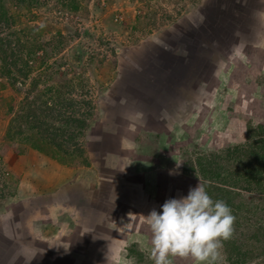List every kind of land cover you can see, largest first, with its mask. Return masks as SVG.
Here are the masks:
<instances>
[{
    "label": "rangeland",
    "instance_id": "1",
    "mask_svg": "<svg viewBox=\"0 0 264 264\" xmlns=\"http://www.w3.org/2000/svg\"><path fill=\"white\" fill-rule=\"evenodd\" d=\"M15 3L5 5L16 18L11 31H20L21 61L11 76L0 64V264H154L145 217L199 183L229 189L233 180L239 182L231 203L234 234L223 242L220 264H236L228 261L237 251L233 245L246 253L244 264H264L255 231L264 228V195L254 184L244 190L245 180L234 176L244 156L232 167L221 164L225 176L214 182L199 174L211 153L218 159L235 147L247 151L260 139L254 131L264 128V0ZM191 18L200 25H193V42L183 55L168 47L166 36L181 32ZM28 28L41 37L24 33ZM206 28L213 43L202 41L195 51ZM9 35L0 30V39L9 37L18 47ZM196 69L190 83L188 72ZM175 70L174 77L167 73ZM59 101L61 106L52 105ZM69 117L86 127L74 124L60 136ZM8 129L13 141L6 138ZM47 131L52 143L43 138ZM35 138L46 153L33 148L27 155L25 146ZM59 143L67 152L56 148ZM45 162L80 172L64 181L42 168ZM34 164L41 168L37 177ZM110 164L125 165L115 171ZM142 176L147 194L135 187L132 195L123 185ZM19 178H27L44 202L37 212L17 196ZM73 187L84 200L80 193L71 197ZM57 220L62 226L55 230ZM173 264L194 262L177 257Z\"/></svg>",
    "mask_w": 264,
    "mask_h": 264
},
{
    "label": "clouds",
    "instance_id": "2",
    "mask_svg": "<svg viewBox=\"0 0 264 264\" xmlns=\"http://www.w3.org/2000/svg\"><path fill=\"white\" fill-rule=\"evenodd\" d=\"M150 226L154 264L190 258L194 264H220L223 242L234 234L235 217L223 200H214L199 183L186 197L168 199L145 217Z\"/></svg>",
    "mask_w": 264,
    "mask_h": 264
},
{
    "label": "trees",
    "instance_id": "3",
    "mask_svg": "<svg viewBox=\"0 0 264 264\" xmlns=\"http://www.w3.org/2000/svg\"><path fill=\"white\" fill-rule=\"evenodd\" d=\"M15 1L16 0H13V5L17 4V3H15ZM6 2H7V0H0V30L2 28H7L10 31L9 36L11 38L12 37L15 38V40L18 41V47L14 45V43L11 39L7 40V39H9V37H7L5 39H0V64L2 65V68H1L2 72H3L2 74H6V75L11 76V74H12L11 68L18 66L19 62L21 61L18 58L19 55L17 53V50L19 48V42H20V40L18 39L20 31L19 30L17 31L16 29L11 31V25L15 24L16 18L14 16H12V14L8 13V9L5 5ZM26 2H27L26 7H32L33 5H35L37 3V0H26ZM14 6H16V5H14ZM1 26H3V27H1ZM24 33H26L28 35L30 34V36L34 39H38L41 37V35H39L37 30H35V29H29L28 28V32H24ZM19 54H20V52H19ZM13 57H15V58H13ZM22 65L27 66V63H22ZM61 103L62 102L59 101L55 105H54V103H52V105L53 106H57V105L61 106ZM83 103L85 104V102H83ZM50 106H51V104H50ZM74 124H78L77 128L79 127L81 130H83L86 127L84 120H79V119L69 117L68 124L66 123V126L58 129L59 135L60 136L64 135V133L66 132L64 129L70 130V128H71V130H72ZM80 132H82V131H80ZM263 132H264V128L261 125L258 126L256 131H254V136H256L260 139H258L256 141V147L254 146L247 151H243L240 147H235L232 150L231 149L227 150L225 157H220L218 159H216V154L211 153V157L213 160L208 161L206 167L199 165V174L201 175V179L204 178L207 181L214 182L216 179L224 177L225 175L219 170V169H221V168H219L221 166V164L222 165L229 164L230 167H232L233 165H231V164H234V163L239 164V162L241 163L240 158L242 156H244L243 163H241L242 169L235 168V169H237V171L234 172V176L240 177L241 179L243 178V180H245V182L248 186L245 187L246 189H244V190H250L251 189L250 185L254 184L256 191L259 194L264 195V134H263ZM12 133H13L12 129H8L6 131V138L9 139L10 141L14 140V136L12 135ZM48 133H49V131H47V136L44 135L45 137H43V138L48 140L50 143H52L54 140L50 139L51 134L50 133L48 134ZM155 134H153V135L156 136ZM74 135L68 136V137L72 138ZM54 136H56V132L54 133ZM66 139L68 140V138H66ZM23 142H26V141H23ZM43 142H44V140H43ZM63 142H65V141H63ZM31 144H32V148L40 151V153H46V149L44 148V146L41 145V140H39L38 138H35L31 142ZM56 146H57L56 148L59 149L61 152H63V153L67 152L64 149V144L59 143V144H56ZM76 150H77V152L72 153V154L79 153V149H76ZM48 155L51 158L53 157L50 154V152ZM73 163H75L78 166L80 164H82L80 161H74V160H73ZM212 164H216L215 168H212V166H211ZM230 167H228V168H230ZM228 174H231V173H228ZM229 182L231 183V185H229V189H226L224 187L223 188H221V187H214L213 188V187H211L212 185L209 184L206 186V191L214 200L225 201L227 203V205L231 208L232 212H234V209L231 207V203L233 202V198H234L233 196L236 195V193H234L235 191H233V188H236L234 186H237L239 184V182L237 180H233V181H229ZM229 182H227V184ZM241 182H240V184L243 185V183H241ZM220 194H223L224 196L221 197ZM237 209H240V208H237ZM233 215H235V214H233ZM258 222H260V220H258ZM255 231L257 233L261 234V240H258L257 242L261 243V244L263 243L262 249L264 250V228L257 227V228H255ZM233 247H235L237 251L233 254L234 258L232 256H229L228 261H230L231 259L232 260L235 259L236 264H244L245 261H243V260L246 257V253L244 252V254L242 255V249L239 245H233Z\"/></svg>",
    "mask_w": 264,
    "mask_h": 264
},
{
    "label": "crops",
    "instance_id": "4",
    "mask_svg": "<svg viewBox=\"0 0 264 264\" xmlns=\"http://www.w3.org/2000/svg\"><path fill=\"white\" fill-rule=\"evenodd\" d=\"M198 19H189L188 21H185V22H183L182 23V25H184V29L181 31V32H179V33H176V32H173V33H170L168 36L169 37H167L166 36V40L169 42V45L170 46H168V47H170V48H174V49H176V51L177 52H179L180 54H183V55H185V53L188 51V49L190 48L189 47V45H191L192 44V42H193V38H194V36H193V38H192V33L194 34L195 32H192L193 31V25H200V24H197V21ZM241 25L243 24L242 23V21H241V23H240ZM186 31V32H185ZM202 31H204L205 32V37H202V35H200V38H199V40H198V43L196 44V45H194L195 47H194V50L196 51V49H200L201 50V46L203 45V43H202V41L205 43V44H208V43H213V39H212V37H210L209 35H208V29L206 28L205 30H202ZM201 31V33L200 34H203V32ZM188 45V47H187V49H184V48H182V46H184V45ZM165 50H167V49H165ZM200 50H199V52L198 53H195V52H193V53H191L192 55H191V58H190V60H191V63H195L196 61H198V56H199V53H200ZM160 71H162V70H160ZM163 72H166V71H163ZM171 77H174L175 76V74H176V70L174 71V72H167ZM188 75H189V81H190V83L192 82V80L194 79V77L197 75V69L196 70H194L193 71V73L192 72H188ZM162 93H160V95H161ZM152 135V134H151ZM153 136V135H152ZM144 137L145 138H149V135H144ZM26 147V151H27V155H32L31 154V151L33 150V148H32V146H30L29 144H28V146H25ZM31 147V148H30ZM27 148H28V150H27ZM24 150V151H25ZM24 151H22L23 153H24ZM35 151V150H34ZM35 154V153H34ZM115 159H117L116 157H114ZM114 160V159H113ZM111 162H112V160H111ZM111 165V169H114L115 171H117V169H119V167L120 166H124L125 164H121V165H112V164H110ZM33 173H34V176L35 177H37L38 176V174H39V172H40V170H41V168H40V166L38 165V164H34L33 165ZM43 167H45V169H47V170H49L50 171V173H52L53 175H57V176H60L62 179H64V181L65 180H69V179H71L73 176H75V174L76 173H79L80 171H78V170H76V169H68V168H61L62 166H58L57 165V167H55V166H51V165H48L46 162L44 163V165L42 166V168ZM84 167H86V166H81V169L83 168L84 169ZM112 167H114V168H112ZM121 169V168H120ZM95 170V169H94ZM96 171V170H95ZM113 174H114V172H113ZM19 177V176H18ZM143 177V176H142ZM136 177L137 178V181H130V184H124L123 186H125L126 187V189H127V187L129 186L130 187V189L128 190L127 189V191L129 192V193H131L132 195H133V193H132V189L134 190V188L135 187H137L138 189H139V191H140V189H141V192H143V193H146L147 194V191H148V189H146V187H148V185H145L144 184V180H146V177ZM23 178V177H22ZM25 178V177H24ZM23 178V179H24ZM53 178H55V180H56V177H53ZM53 178H50V180L51 181H53ZM148 178V177H147ZM20 179V178H19ZM23 179H20V183L16 186L17 188H15V190H16V192H17V196H23L24 197V199H28L29 201H31V203H30V205H31V208H32V210L33 211H35V212H37V210H38V208L40 207V206H42V204L44 203L42 200H38L36 197H37V195H36V193H35V191H34V189H32V187H31V184L32 183H29V184H27L26 183V180H27V178L25 179V180H23ZM142 184H141V183ZM135 183H138V185L136 184L135 185ZM40 188H41V190H44L45 188H46V185L45 184H42V185H40ZM132 188V189H131ZM80 188H76V187H73V188H71V192H72V194H71V197H73L74 199L76 198V197H79V195H77L78 193H80L81 195H80V197L81 196H83V194H82V191L80 192ZM45 193H46V191H45ZM126 196H129L127 193H126ZM70 197V198H71ZM130 197V196H129ZM134 197H135V195H134ZM47 199H48V197H45V208L47 209V205L49 206V204L46 202L47 201ZM81 199L82 200H84V198L83 197H81ZM90 206H92V203H90L89 204ZM51 206H53V205H51ZM125 213L127 214V213H129L130 214V210H125ZM49 216V215H48ZM48 216L47 217H45V219L46 218H48ZM64 216V215H63ZM67 216V215H66ZM40 218V217H39ZM64 219V218H63ZM49 221V220H48ZM61 223L62 222H60V220H57V223H56V225H54V229L55 230H57V228H59V227H61L62 225H61ZM53 229V230H54ZM49 231V230H48Z\"/></svg>",
    "mask_w": 264,
    "mask_h": 264
}]
</instances>
